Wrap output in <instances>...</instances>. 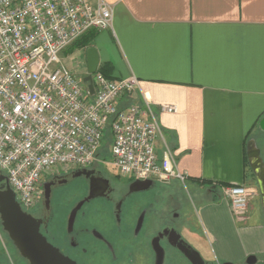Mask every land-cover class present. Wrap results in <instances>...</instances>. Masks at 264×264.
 I'll return each mask as SVG.
<instances>
[{"label": "crops", "instance_id": "1", "mask_svg": "<svg viewBox=\"0 0 264 264\" xmlns=\"http://www.w3.org/2000/svg\"><path fill=\"white\" fill-rule=\"evenodd\" d=\"M102 1L112 23L93 29L98 66L109 64L112 79L137 78L119 108L151 111L158 155L169 148L185 180L199 186L184 233L199 247L206 241L211 263L248 264L253 255L264 264V197L247 157L251 141L264 163V0ZM228 184L255 192L243 218L222 195Z\"/></svg>", "mask_w": 264, "mask_h": 264}, {"label": "built area", "instance_id": "2", "mask_svg": "<svg viewBox=\"0 0 264 264\" xmlns=\"http://www.w3.org/2000/svg\"><path fill=\"white\" fill-rule=\"evenodd\" d=\"M111 23L112 7L102 0H0V174L25 207L34 206L47 176L98 160L108 130L111 165L121 175L185 181L172 151H156L154 114L147 117L138 104L118 106L134 90L135 76L112 79L96 70L91 92L88 82L59 65V52L75 39ZM160 108L176 111L175 105ZM221 192L243 218L254 190L228 184Z\"/></svg>", "mask_w": 264, "mask_h": 264}, {"label": "flooded vegetation", "instance_id": "3", "mask_svg": "<svg viewBox=\"0 0 264 264\" xmlns=\"http://www.w3.org/2000/svg\"><path fill=\"white\" fill-rule=\"evenodd\" d=\"M82 169L91 172L78 174L80 169H75L44 178L32 207L17 201L21 211L35 219L38 231L62 254L76 264H208L198 243L193 244L184 234L192 219L186 200L158 186L155 178L150 184L132 186V178L121 183L122 175L109 176L103 166H98V160ZM2 183L4 180L0 188ZM78 183L83 193L65 206V200L59 198L61 189ZM80 202L70 224V214ZM196 239L201 242L198 234ZM183 249L188 250L189 257ZM192 250L199 252L201 259ZM11 252L18 263L29 264L0 219V264L14 263Z\"/></svg>", "mask_w": 264, "mask_h": 264}, {"label": "water", "instance_id": "4", "mask_svg": "<svg viewBox=\"0 0 264 264\" xmlns=\"http://www.w3.org/2000/svg\"><path fill=\"white\" fill-rule=\"evenodd\" d=\"M84 56L87 74L82 77V81L88 82V88L92 92V74L96 72L99 63V55L96 47H86ZM259 127L264 130V117L259 121ZM247 157L264 197V163L260 157L259 149L251 141L247 144ZM88 172H91V170H78V174ZM1 180H4V183L1 184L0 188V219L4 229L8 232L20 254L29 261V264H76L74 260L62 254L56 247L46 240V238L38 231V225L35 219L21 211L19 208L18 202L15 199L14 193L8 185L5 176L0 175V181ZM152 182L151 179L134 180L131 185L134 186L138 183L150 184ZM43 186L45 190L47 182H44ZM47 195L48 191L46 190V197ZM89 197H92V192H90ZM80 204L81 202L72 210L69 220L70 224H72L75 212ZM187 249H183L184 251H182L187 257H189V249ZM192 251L196 253L199 259H201L199 252L196 250ZM255 260V257L250 255L246 262L248 264H253L255 263ZM222 264L233 263L224 262Z\"/></svg>", "mask_w": 264, "mask_h": 264}, {"label": "rangeland", "instance_id": "5", "mask_svg": "<svg viewBox=\"0 0 264 264\" xmlns=\"http://www.w3.org/2000/svg\"><path fill=\"white\" fill-rule=\"evenodd\" d=\"M96 36H97V32H95L93 36V40ZM58 57L61 62L59 65H63L66 68L70 69L80 79H82V77L85 75L87 71L84 50L82 51L80 48H74V49L66 48L65 50L59 52ZM253 138H254V133H253ZM110 144H111V132L108 130L99 148L98 166H103L106 169L107 174L109 176L115 177V175L118 174L119 170L117 167L111 165L112 154L110 152ZM129 178L130 177L127 175H122L119 177V181L121 183H127ZM155 182L157 183L158 186H161L164 190L170 193H176L179 198H183L184 200H186V202L189 204L190 212L192 215L191 218L192 220L195 219L196 216L195 209L199 205V197L196 196L199 186L194 185L187 180L181 181L177 178H171L168 181H161L157 179L155 180ZM82 193H83V187L81 186L80 183H78L75 186L64 187L63 189H61L59 198L65 200L64 205L66 206V203L73 202L77 198V196L81 195ZM165 196H163L160 199V205L164 203ZM180 210H178V212H180L181 214V212H183V209L182 211ZM184 234L187 235L186 233ZM191 240L193 244H195L194 242L195 240L193 239ZM199 249L202 252L203 257L206 260V262H208V264H220L218 261H215L214 263L208 261L210 258V250L205 240H203L202 247H199ZM11 256L12 258H14L13 264H22L21 262L18 263V259H16V256L12 254V252H11Z\"/></svg>", "mask_w": 264, "mask_h": 264}, {"label": "trees", "instance_id": "6", "mask_svg": "<svg viewBox=\"0 0 264 264\" xmlns=\"http://www.w3.org/2000/svg\"><path fill=\"white\" fill-rule=\"evenodd\" d=\"M94 36V30L91 29L75 39L71 44H69L66 48L74 49V48H86L88 46H92V39ZM110 65L109 64H100L97 68L105 77L111 78L108 74Z\"/></svg>", "mask_w": 264, "mask_h": 264}]
</instances>
